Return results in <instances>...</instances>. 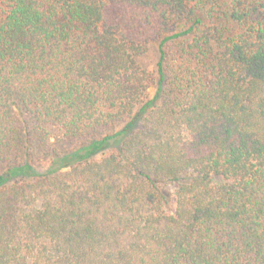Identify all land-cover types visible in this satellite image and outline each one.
<instances>
[{
  "label": "trees",
  "instance_id": "trees-1",
  "mask_svg": "<svg viewBox=\"0 0 264 264\" xmlns=\"http://www.w3.org/2000/svg\"><path fill=\"white\" fill-rule=\"evenodd\" d=\"M0 264H264V0H0Z\"/></svg>",
  "mask_w": 264,
  "mask_h": 264
},
{
  "label": "rangeland",
  "instance_id": "rangeland-1",
  "mask_svg": "<svg viewBox=\"0 0 264 264\" xmlns=\"http://www.w3.org/2000/svg\"><path fill=\"white\" fill-rule=\"evenodd\" d=\"M205 23V18L201 17ZM202 21V22H203ZM189 25H186L184 27V29H187ZM202 29V24L201 25H197L195 28V31H200ZM159 59V43H153L152 45H150L148 52L146 53V55H144L141 58V64L144 68H146L149 71L154 72L156 69V64L158 62ZM154 90L151 89L150 91V96H152L154 93Z\"/></svg>",
  "mask_w": 264,
  "mask_h": 264
}]
</instances>
